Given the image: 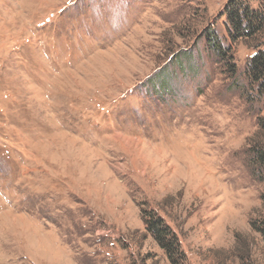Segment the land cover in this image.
<instances>
[{
    "label": "rangeland",
    "instance_id": "obj_1",
    "mask_svg": "<svg viewBox=\"0 0 264 264\" xmlns=\"http://www.w3.org/2000/svg\"><path fill=\"white\" fill-rule=\"evenodd\" d=\"M228 1L0 0V264H172L142 209L184 264H264V35Z\"/></svg>",
    "mask_w": 264,
    "mask_h": 264
},
{
    "label": "trees",
    "instance_id": "obj_2",
    "mask_svg": "<svg viewBox=\"0 0 264 264\" xmlns=\"http://www.w3.org/2000/svg\"><path fill=\"white\" fill-rule=\"evenodd\" d=\"M224 11L228 19L227 31L232 41L258 39L264 35V5L255 8L246 0H229ZM205 35L208 49L221 60L231 59L230 47L220 41L216 30L207 31ZM230 66L232 73H236V66L234 64ZM247 76L251 82L260 83L264 87V50H258L251 58L247 67ZM252 149L254 163L264 170V139L256 146L253 145ZM141 212L146 229L165 251L169 261L172 264H184L185 254L179 238L163 217L147 209H142ZM251 226L264 238V217L251 220Z\"/></svg>",
    "mask_w": 264,
    "mask_h": 264
}]
</instances>
